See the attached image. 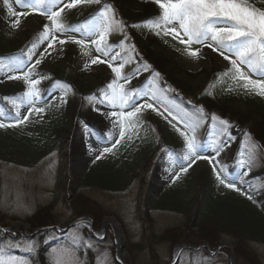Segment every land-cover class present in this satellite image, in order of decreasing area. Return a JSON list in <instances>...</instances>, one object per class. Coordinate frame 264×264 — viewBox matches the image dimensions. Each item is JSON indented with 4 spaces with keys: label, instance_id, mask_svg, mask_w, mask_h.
Listing matches in <instances>:
<instances>
[{
    "label": "rangeland",
    "instance_id": "rangeland-1",
    "mask_svg": "<svg viewBox=\"0 0 264 264\" xmlns=\"http://www.w3.org/2000/svg\"><path fill=\"white\" fill-rule=\"evenodd\" d=\"M68 2L70 0H64V3ZM9 4L13 11L29 14L21 17L10 15L3 0V10L0 9V36L3 39L0 44L8 52H17V58L24 61V71L32 68L44 53L41 63L32 69L34 75L31 77L39 81L36 84L39 97L33 107L44 111L37 114L33 110L27 121L16 123L17 119L28 115L30 106L21 99L27 86L23 80L7 79L8 75L23 73L7 72V65L11 62L0 59L3 62L0 71L5 73L0 75V98L5 101H0V122L6 125L0 128V145L6 143L5 149H0V248L17 257L21 264H54L53 250L61 248L71 249L75 264H118L117 241L110 228L100 236L90 234L82 226L69 227L78 218L87 217L92 221L93 229L98 231L103 220L111 218L119 226L124 239L119 264H170L175 247L183 243L193 247L208 244L210 251L214 252L222 242L221 237L230 241L227 245L236 264H249V260L254 264H264V239H259L255 231H246L243 234L246 238L235 235L224 216L226 212L229 217L243 213L248 220L255 222L252 225L257 223L264 230V152L259 151L264 143L254 135L257 122L253 119L241 128L247 149L255 146V158L250 166H241L243 155H236L234 147L225 140L218 139L211 132L206 140H202L201 133L204 132L201 128L196 133L204 154L213 157L217 170L223 169L222 175L227 181L234 182L239 191L220 184L213 165L205 160H197L173 182L180 171L173 161L183 155L185 146L172 124L182 131L184 124L173 121L165 105L174 114H185L172 103L168 92L148 78L136 59L128 29L131 33L149 29L132 27L137 23L122 21L110 0L77 4L72 9L65 8L61 14L66 26L79 29L72 34L81 39L89 28L100 23V13L105 6H111L114 18L123 22V29L113 31L107 38L108 44L125 59L131 57V61L124 64L122 74L130 75L140 68L139 75L133 77L131 83L123 80L119 83L124 84L126 90L145 91L153 85L157 88L160 100L150 102L158 111L143 109L138 114V127L126 126L124 139L115 144L120 139V128L114 125L117 118L106 115L113 111L106 103H98L107 85L115 79V73L107 63H91L100 55L91 44V38L86 37V46L82 47L57 33L53 48L45 52L48 41L40 43L39 37L43 26L50 22L45 16L22 8L16 0H9ZM59 7H63V3ZM156 8L159 9L157 4ZM17 19L19 26L14 28L12 25ZM59 39H65L66 43L59 44ZM174 40L175 43H164L155 51L165 59L171 74L167 83L172 84L173 80L175 85L182 84L186 92L172 87L175 93L183 95L190 103H196L199 92L207 89L204 87L205 73L213 69L225 73L231 65L218 53L200 45L191 46L192 50L199 49V55L192 58L187 54L186 46ZM33 43L37 47L29 61L26 53ZM119 63L114 62V66ZM55 77L60 80L55 81ZM224 77L234 81L231 76ZM51 80L55 84L50 87ZM234 83L243 84V81ZM48 86L50 88L45 91ZM223 87L224 82L219 80L207 90L208 97L219 96ZM261 97L264 100V96ZM228 105L229 114L225 117L229 120L236 121L248 113V104L243 101H229ZM17 111L20 112L19 118ZM211 112L217 113L215 110ZM8 124L13 126L8 127ZM22 137H28L27 144L37 153L26 164L9 156L12 152L8 145ZM213 140L227 145L219 155L211 150ZM105 147L111 151L104 152ZM223 158L232 166H225L221 161ZM110 161L108 173L103 168ZM105 173L110 174L107 178L116 189L100 185L97 179ZM211 198L228 202L225 206L216 207L210 203ZM42 209H47L54 217L52 230L44 236L39 232L31 236L39 229L31 226L32 219ZM14 224L25 226V232L14 230ZM210 230L215 231V237L212 236L214 242L201 240ZM29 244L33 246L31 249L27 247ZM176 264H229V250L214 255L204 250H184Z\"/></svg>",
    "mask_w": 264,
    "mask_h": 264
},
{
    "label": "snow or ice",
    "instance_id": "snow-or-ice-1",
    "mask_svg": "<svg viewBox=\"0 0 264 264\" xmlns=\"http://www.w3.org/2000/svg\"><path fill=\"white\" fill-rule=\"evenodd\" d=\"M93 2L99 3L100 0H70L68 3H64V0H29V2L16 0V3L22 8L31 9L36 14L45 16L50 22V24L43 26V31L39 37L40 43L48 41L45 52L53 48V42L58 39L57 33L66 36L68 41L82 47L86 46L85 38H91V44L95 46L96 52L100 54L93 58L91 63L94 65L107 63V66L115 73V79L107 85L98 103H106L109 108L113 109L106 115L117 118L114 125H118L120 128V139H117L115 144H119L120 140L125 137L126 126L130 128L138 127V114L143 109L158 111L150 101L160 100V96L155 85L141 91L139 89L126 90L124 84L119 83L121 80L131 83L132 78L139 75L140 68H137L130 75L122 74L124 64L130 62L131 57L125 59L120 52H114L108 44V36L113 31L123 29V22L114 18V10L111 6H105L100 13V23L89 28L81 39H76L72 34L78 32L79 29L66 26L62 22L61 14L65 11V8L72 9L77 4ZM153 2L161 10L159 17L145 21L143 25L134 24L132 27L143 26L155 31L157 35H160L162 30L164 36L171 35L173 39H177L180 44L185 45L187 54L192 58L199 55V49L192 50V45H200L211 49L212 52L218 53L223 60L228 61L231 65V68L223 73L224 76H231L234 81H243V88L254 92L256 95L264 96V10L251 6L248 0H153ZM62 3L63 7L58 8V5ZM4 4L8 6L9 14L14 17L29 14L28 12L17 13L13 11L9 0H4ZM19 23L20 21L17 19L12 26L14 28L18 27ZM65 43V39H59V44L63 45ZM36 47L37 44L33 43L32 47L28 49L26 55L29 61L35 54ZM132 48L134 49V46ZM43 56L44 53L42 52L40 54L41 58L37 59L32 68L27 71L23 70L24 61L19 58L7 65V72L23 73L22 75H8L7 79L23 80L27 86V91L21 99L30 106L28 115L23 116L22 119H17V124L27 121L33 110L37 114L44 111L43 108L33 107L39 97V91L36 88L39 81L31 79L34 75L32 69L41 63ZM101 57H104V59H101ZM117 61H120V63L118 66H114V62ZM2 66L3 62H0V67ZM149 67L150 65L145 64L143 70L146 71ZM245 68L247 72L244 71ZM2 74L5 73L0 71V75ZM159 75L158 72L154 73L155 77H159ZM251 76L258 78L252 79ZM139 100H143V102L140 103ZM62 102L66 103L63 100ZM125 109L129 110L125 111ZM165 109L172 116L173 121L178 123L182 121L184 124L183 131L176 127V124H172L173 128L183 138L185 146L183 155L175 157L173 161V165L178 166L180 169L173 178V182L179 179L181 173L187 172L197 160H205L213 165V172L220 184L239 191L234 182L227 181L226 177L222 175L223 169L217 170L213 157L204 154L202 145L197 140L196 133L200 122L203 120V108L198 110L201 113L199 116L196 114L191 116L174 114L167 105H165ZM16 116L20 117L19 111L16 112ZM211 118L212 120H219V123L225 127L228 125V121L219 119L215 114ZM171 122L169 121V123ZM5 126L3 122H0V128ZM7 126L11 127L13 125L8 124ZM226 146L222 141L213 140L211 150L219 155ZM110 151L111 148H104V152ZM254 158L255 146L253 145L248 150L247 160H240L241 166H250ZM27 247L31 249L33 246L29 244ZM53 260L54 264H75L74 254L71 249L67 248L54 249ZM0 264H21V261L17 257L7 254L6 249L0 248Z\"/></svg>",
    "mask_w": 264,
    "mask_h": 264
},
{
    "label": "trees",
    "instance_id": "trees-1",
    "mask_svg": "<svg viewBox=\"0 0 264 264\" xmlns=\"http://www.w3.org/2000/svg\"><path fill=\"white\" fill-rule=\"evenodd\" d=\"M110 3H112L118 9V12L120 13V15H118V18H121L122 21L132 24H143L145 21L159 17V15L161 14V11L156 8V3H154L153 0H110ZM248 3L259 10H264V0H248ZM2 4L3 0H0V9L3 10V6H1ZM80 21H83V19H81ZM128 35L136 51V59L142 64V68L145 64L150 65L148 70H146L148 78L151 79L153 83L158 85L160 89L170 94L172 103L181 108L182 114L188 116L196 114L197 116H199L201 115V113H199L198 110L200 108H203V120L200 122L199 126V129L201 128V130H203L204 132L201 133L202 140H206V136L211 132L210 134H214L216 137H218V139L225 140L229 146H233L236 150V155L242 154L243 159L247 160L248 149L244 144V137L242 134L244 133V131L241 130V128H243L245 123H248L254 119L253 121L257 122V126L255 133H253L256 137L259 138H257L258 140L264 143V100L261 96L256 95L254 92L246 90L242 87V84L234 83V81L230 80L229 77H224L222 72L213 69L208 73H205L204 87H207V89L199 92L198 96L196 97V103H190L186 98L183 97V95H177L172 88H178L185 93L186 89L182 84L177 83L178 85H175L176 81L173 80L172 84L167 83L169 82V78L171 79V74H169L165 59L155 51L158 46H161L164 43L173 44L175 43V40L170 35L164 36L162 30L161 34L157 35L153 30H149L146 32L142 31L141 33H131V29H128ZM2 39L3 38H1L0 36V43ZM21 53H23V50L21 51ZM16 58L17 52H8V49L0 44L1 60H3L4 62H13ZM157 72L160 74L159 77L154 76V73ZM55 76L59 75L55 74ZM251 77L255 79L258 78L256 76ZM55 79V81L60 80L58 77H55ZM219 80H222L224 82V87L220 95L213 98L208 97L207 90L209 89V87L215 85ZM51 81L52 82L49 83L50 87L55 84V81ZM49 86L46 87L45 91L50 88ZM233 100L243 101L247 103L249 107L247 115L242 116L236 121H233V119L229 120L225 117L229 114L228 102ZM0 101L3 103L5 102L2 98H0ZM197 101L201 102V104L198 105L199 103H197ZM212 110L217 111V113L211 112ZM213 114L219 117V119L228 121V125L225 127L224 125H221L219 123V120H212L211 117ZM252 116H255V118H253ZM27 141L28 137H22L20 139L12 141V143L8 145L10 146V152L12 153H10V155L8 153V155L11 157L14 156V158L22 164H26L27 160L33 159L37 153H35V150L27 144ZM257 142L258 144H261L259 141ZM4 147H6V143L0 145V149L4 150ZM259 151L264 152V146L261 145V147H259ZM1 157H3V155H1ZM221 161L225 166H232L231 162L226 161V159L224 158L221 159ZM111 164V161L108 162V165L104 167L103 170L109 173V166H111ZM119 171L120 170H117V172ZM109 175L105 173L104 176H100L97 180L98 182H101L100 185L104 187L110 188L112 190L116 189L115 185L112 186V183L110 182L111 179L107 178ZM227 202V200H215V198H211L210 203L213 204L212 206L217 205L216 207H219L227 205ZM214 210L215 209H213V211ZM224 216L225 218H227L228 227L232 226L231 228H233V230H231L235 235L241 238H246V236L243 235L244 233H246V231L248 233H250L251 231H255V235H257L259 239H264V230L262 229V227H260V225L257 226V223L256 226L252 225V223L255 222L248 220L243 213H237V216L232 215L231 217H229L226 212ZM32 222L31 226L33 228H39L40 231L38 234L40 236H44L52 230L50 227L54 225V217L50 215L47 209H42L32 219ZM214 233L215 231H207L205 234L203 233L204 235L200 239L203 241H207L208 243H213V239L215 237ZM211 237L212 240H210ZM248 263L254 264L252 260H249Z\"/></svg>",
    "mask_w": 264,
    "mask_h": 264
},
{
    "label": "water",
    "instance_id": "water-1",
    "mask_svg": "<svg viewBox=\"0 0 264 264\" xmlns=\"http://www.w3.org/2000/svg\"><path fill=\"white\" fill-rule=\"evenodd\" d=\"M193 222H194V219L192 220V223ZM74 226H84L89 231L94 233L95 235H100V236H103L105 230L107 228H110L113 231L115 239L117 241L116 261H117L118 264L120 263L119 257L121 255V252L123 251V248H124V239H123L122 232H121L119 226L117 225V223L113 219H111V218L104 219L103 222H102V226H101L100 230H98V231H94L92 229V226H93L92 222L87 217L78 218L72 224H70L69 227L71 228V227H74ZM12 227L14 228V230L21 229L23 232H25V229H26V227L21 225V224H14V225H12ZM38 231H39V229H36L31 234V236L35 235ZM221 239H222V237H221ZM184 249H190V250H194V251H198L200 249H204L210 255H214V254H216L217 252H219V251H221L223 249H228L229 250V264H236V261H235L233 255H232V251H231L230 247L227 244L223 243V242L220 243V245L215 249L214 252L210 251V248H209L208 244H202L199 247H193L191 245H188L187 243H183V244H181V245H179V246L174 248L173 254H172V260H171L170 264H176L177 263L179 255Z\"/></svg>",
    "mask_w": 264,
    "mask_h": 264
},
{
    "label": "bare ground",
    "instance_id": "bare-ground-1",
    "mask_svg": "<svg viewBox=\"0 0 264 264\" xmlns=\"http://www.w3.org/2000/svg\"><path fill=\"white\" fill-rule=\"evenodd\" d=\"M222 242L225 243V244H227V243H229L230 241H229L228 239H224V238H222Z\"/></svg>",
    "mask_w": 264,
    "mask_h": 264
}]
</instances>
